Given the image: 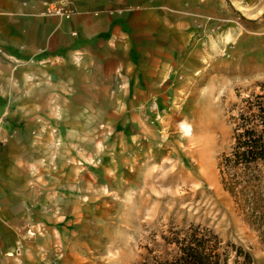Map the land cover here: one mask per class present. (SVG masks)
<instances>
[{"label":"crops","instance_id":"0c3cea01","mask_svg":"<svg viewBox=\"0 0 264 264\" xmlns=\"http://www.w3.org/2000/svg\"><path fill=\"white\" fill-rule=\"evenodd\" d=\"M60 1L74 13L0 0V116L10 115L13 131L0 142V264H62L49 258L75 246L61 235L79 213L47 197L39 205L30 188L78 183L84 156L94 159L107 141L115 155L140 137L150 105L171 108L202 53L195 36L204 14L189 0ZM31 219L43 233L33 245Z\"/></svg>","mask_w":264,"mask_h":264},{"label":"rangeland","instance_id":"374dc122","mask_svg":"<svg viewBox=\"0 0 264 264\" xmlns=\"http://www.w3.org/2000/svg\"><path fill=\"white\" fill-rule=\"evenodd\" d=\"M189 3L204 14L196 17L195 36L202 53H196L189 86L177 92L173 106L154 111L150 105L151 121L140 137L122 141L123 152L115 149L112 155L114 143L107 141L94 159L84 156L78 183L30 188L31 200L39 198V205H44L43 198L54 204L64 201L67 211L79 213L78 220L66 221L61 235L62 244L67 240L75 246L59 253V259L50 257L51 262L172 260L175 246L164 237L198 226L220 238L222 256L228 249L227 261L220 264H264V228L224 189L218 169L222 154L233 143L232 121L241 99L258 92V83L264 82V0ZM9 118L0 116L1 143L13 132ZM51 156L49 165L55 170L59 156ZM38 222L31 219L30 229ZM56 223L61 224L49 225ZM34 230L30 245L43 238ZM228 244L242 248L250 260Z\"/></svg>","mask_w":264,"mask_h":264},{"label":"trees","instance_id":"16d2710c","mask_svg":"<svg viewBox=\"0 0 264 264\" xmlns=\"http://www.w3.org/2000/svg\"><path fill=\"white\" fill-rule=\"evenodd\" d=\"M258 88L241 99L232 121L233 143L230 151L222 154L218 169L224 189L264 228V82L258 83ZM164 238L175 246L176 254L172 260L149 264H220L228 259V249L222 256L220 238L208 229L191 226L184 233ZM228 246L250 260L242 248Z\"/></svg>","mask_w":264,"mask_h":264},{"label":"built area","instance_id":"2783aa9c","mask_svg":"<svg viewBox=\"0 0 264 264\" xmlns=\"http://www.w3.org/2000/svg\"><path fill=\"white\" fill-rule=\"evenodd\" d=\"M36 2V1H35ZM23 5H28V1H23ZM40 3L44 6L45 14L65 15L69 16L74 13V8L68 3L60 0H40ZM151 109L158 110L157 104H151Z\"/></svg>","mask_w":264,"mask_h":264},{"label":"bare ground","instance_id":"6f19581e","mask_svg":"<svg viewBox=\"0 0 264 264\" xmlns=\"http://www.w3.org/2000/svg\"><path fill=\"white\" fill-rule=\"evenodd\" d=\"M7 254H8V255H13L11 252H8Z\"/></svg>","mask_w":264,"mask_h":264}]
</instances>
